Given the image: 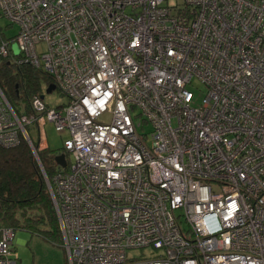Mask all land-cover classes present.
<instances>
[{
    "label": "built area",
    "instance_id": "obj_1",
    "mask_svg": "<svg viewBox=\"0 0 264 264\" xmlns=\"http://www.w3.org/2000/svg\"><path fill=\"white\" fill-rule=\"evenodd\" d=\"M2 18L0 59L67 98L19 111L0 87V145L31 147L68 264H264V0H0ZM46 121L73 158L50 177Z\"/></svg>",
    "mask_w": 264,
    "mask_h": 264
},
{
    "label": "trees",
    "instance_id": "obj_2",
    "mask_svg": "<svg viewBox=\"0 0 264 264\" xmlns=\"http://www.w3.org/2000/svg\"><path fill=\"white\" fill-rule=\"evenodd\" d=\"M0 87L7 99L17 110H28L31 98L39 95V81L48 84L50 77L41 69L27 63H16L2 58ZM6 65L7 69L4 68ZM3 74L4 79L2 78ZM24 88L26 102L15 105V97ZM64 149L42 148L39 159L50 177L59 169L57 156ZM0 228L27 230L31 233L61 238L56 211L40 168L31 147L21 136L13 146L0 145Z\"/></svg>",
    "mask_w": 264,
    "mask_h": 264
},
{
    "label": "rangeland",
    "instance_id": "obj_3",
    "mask_svg": "<svg viewBox=\"0 0 264 264\" xmlns=\"http://www.w3.org/2000/svg\"><path fill=\"white\" fill-rule=\"evenodd\" d=\"M173 1V0H172ZM0 26L7 37L14 36L18 33L19 27L17 25H10L6 19H0ZM39 49H43L40 45ZM8 61L13 62V59L9 58ZM2 60H0V73L3 68ZM4 68L7 69L6 65ZM4 74L2 78L4 79ZM188 88L192 91L196 101H200L204 95L205 87L200 82H193ZM39 95H44V102L49 106L56 107L62 103H66L67 98L58 89H54L52 92H46V84L42 80L39 81ZM26 97L24 96V88L20 86V96L15 97V105H24ZM17 107V106H16ZM102 120L108 121L109 116L104 115ZM146 130L150 129V125H147ZM41 137L47 141V146L51 149L63 148V142L69 137L67 130L57 131L52 122L46 121L43 124ZM29 134L33 142H37L38 134L35 128L31 126L29 128ZM67 165L70 166L73 163V158L70 153H66ZM13 246L15 253L18 257L16 264H68L66 250L62 246L61 238L47 237L37 233H31L27 230L18 229L15 230L13 237ZM157 250H153L152 247H145L142 249H128L127 260L128 262H135L141 260L143 257L155 254Z\"/></svg>",
    "mask_w": 264,
    "mask_h": 264
},
{
    "label": "water",
    "instance_id": "obj_4",
    "mask_svg": "<svg viewBox=\"0 0 264 264\" xmlns=\"http://www.w3.org/2000/svg\"><path fill=\"white\" fill-rule=\"evenodd\" d=\"M54 89H55V85H54V84H49V85L47 86V88H46V92H47V93H50V92H52ZM40 97L43 98L44 95H40ZM56 160H57V163H58L61 167H65V165H66V161H65V154H64V153L58 155L57 158H56Z\"/></svg>",
    "mask_w": 264,
    "mask_h": 264
},
{
    "label": "crops",
    "instance_id": "obj_5",
    "mask_svg": "<svg viewBox=\"0 0 264 264\" xmlns=\"http://www.w3.org/2000/svg\"><path fill=\"white\" fill-rule=\"evenodd\" d=\"M46 143H47V141H46Z\"/></svg>",
    "mask_w": 264,
    "mask_h": 264
}]
</instances>
